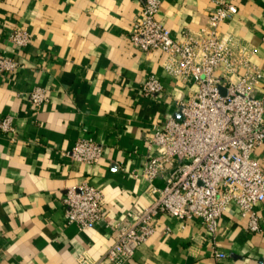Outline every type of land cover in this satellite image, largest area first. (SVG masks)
<instances>
[{
  "label": "crops",
  "instance_id": "1",
  "mask_svg": "<svg viewBox=\"0 0 264 264\" xmlns=\"http://www.w3.org/2000/svg\"><path fill=\"white\" fill-rule=\"evenodd\" d=\"M238 12L222 25L254 51L264 74V0H228ZM158 19L173 36L205 27L214 0H160ZM141 0H0V53L22 67L0 78V264H116L107 255L113 226L134 219L151 205L152 183L143 170L154 129L181 118L178 100L197 86L168 75L161 51L144 53L130 40ZM26 30V47L11 35ZM155 75L164 90L143 93ZM47 91L35 105L30 92ZM258 95L264 90L259 88ZM91 139L104 148L98 163L75 160L76 142ZM254 156L264 167V146ZM87 182L105 195V215L81 229L65 218L67 189ZM256 211L261 230L251 232L236 205L221 218L217 235L200 219L161 213L156 231L125 264H264V204ZM226 257L218 258V252Z\"/></svg>",
  "mask_w": 264,
  "mask_h": 264
},
{
  "label": "built area",
  "instance_id": "2",
  "mask_svg": "<svg viewBox=\"0 0 264 264\" xmlns=\"http://www.w3.org/2000/svg\"><path fill=\"white\" fill-rule=\"evenodd\" d=\"M215 6L205 27L188 30L175 37L158 19L160 0H141L142 9L132 22L129 40L144 53L161 51L163 69L175 79L191 82L197 90L187 100H178L181 118L171 117L158 125L149 141L159 155L148 156L143 170L149 182L161 177L163 187L151 184L155 201L113 226L114 238L108 257L116 264L132 259L139 247L156 231L158 218L165 213L185 221L200 219L206 229L217 235L222 216L232 205L246 220L251 232L261 230L256 211L264 204V167L254 156L264 146V74L253 62V49L222 25L237 12L228 0H214ZM12 41L26 47L31 35L15 30ZM15 59L0 53V78L20 69ZM162 82L148 77L143 93L163 92ZM35 105L47 101V91L36 86L29 94ZM0 127L13 131L11 117L0 120ZM104 148L91 139L76 142L71 156L94 164L103 157ZM65 218L81 229L94 228L105 215V195L87 182L66 190ZM218 258L226 253L218 252Z\"/></svg>",
  "mask_w": 264,
  "mask_h": 264
}]
</instances>
